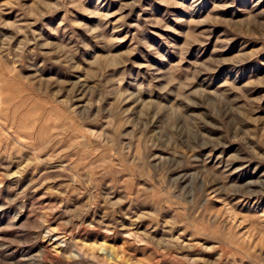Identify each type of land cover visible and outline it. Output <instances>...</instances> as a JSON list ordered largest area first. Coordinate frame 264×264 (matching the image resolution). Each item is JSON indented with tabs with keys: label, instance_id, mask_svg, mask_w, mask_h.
I'll use <instances>...</instances> for the list:
<instances>
[{
	"label": "rangeland",
	"instance_id": "1",
	"mask_svg": "<svg viewBox=\"0 0 264 264\" xmlns=\"http://www.w3.org/2000/svg\"><path fill=\"white\" fill-rule=\"evenodd\" d=\"M0 264H264V0H0Z\"/></svg>",
	"mask_w": 264,
	"mask_h": 264
}]
</instances>
